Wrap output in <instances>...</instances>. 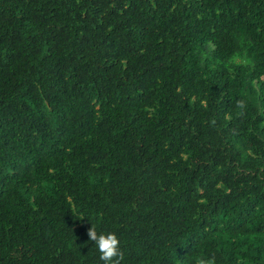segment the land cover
<instances>
[{"label": "trees", "instance_id": "1", "mask_svg": "<svg viewBox=\"0 0 264 264\" xmlns=\"http://www.w3.org/2000/svg\"><path fill=\"white\" fill-rule=\"evenodd\" d=\"M92 224L264 264V0H0V264H105Z\"/></svg>", "mask_w": 264, "mask_h": 264}, {"label": "clouds", "instance_id": "2", "mask_svg": "<svg viewBox=\"0 0 264 264\" xmlns=\"http://www.w3.org/2000/svg\"><path fill=\"white\" fill-rule=\"evenodd\" d=\"M238 106L243 108V101H238ZM87 235L89 240L93 241L100 252V260L105 264H121L123 259V252L120 249V240L115 232L98 233L96 226L88 229ZM196 264H210L209 261L201 258L197 260Z\"/></svg>", "mask_w": 264, "mask_h": 264}]
</instances>
